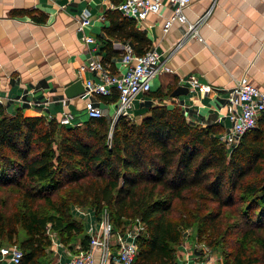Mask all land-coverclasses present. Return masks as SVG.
I'll return each mask as SVG.
<instances>
[{
    "label": "trees",
    "instance_id": "16d2710c",
    "mask_svg": "<svg viewBox=\"0 0 264 264\" xmlns=\"http://www.w3.org/2000/svg\"><path fill=\"white\" fill-rule=\"evenodd\" d=\"M106 17L109 34L132 42L137 55L152 48L136 20L118 9ZM112 93L103 98L116 102ZM220 133L166 105L140 123L121 117L112 127L107 116L73 126L9 116L0 103V247L17 245L19 264H50V234L87 248L79 206L98 218L108 211L117 230L141 220L134 264H179L184 229L192 227L198 241L221 250L220 264H264V113L231 152Z\"/></svg>",
    "mask_w": 264,
    "mask_h": 264
},
{
    "label": "crops",
    "instance_id": "0c3cea01",
    "mask_svg": "<svg viewBox=\"0 0 264 264\" xmlns=\"http://www.w3.org/2000/svg\"><path fill=\"white\" fill-rule=\"evenodd\" d=\"M114 7L110 0H0V103L9 116L20 111L27 117L61 121L71 115L72 126L89 119L83 94L68 98L65 91L80 79L84 85L92 78L90 71H81L91 56L101 59L112 73L121 72L124 46L134 48V44L109 34L106 12ZM172 9L166 5L161 16L152 14L137 23L152 40V48L167 58L171 71L155 77L152 91L135 98L134 119L140 122L150 108L166 105L179 109L192 125H218L223 133L231 126L227 98L235 82L247 76L264 90V0H192L185 9L190 22L195 23L207 12L209 15L198 26L199 37L187 39L178 48L185 27L176 22L168 33L163 31L164 20ZM33 17H45V21ZM86 17L91 21L81 31L80 22ZM84 36L95 38V45L84 43ZM190 75L213 89L203 93L183 85L181 79ZM180 86L189 91L172 96ZM93 99L112 121L118 100L108 102L103 96ZM73 211L89 236L98 217L91 209L83 212L74 207ZM51 238L50 264H64L82 245L78 242L71 248L56 234ZM197 243L191 236L184 240L179 264L189 260L220 264L216 254L207 253ZM0 264L8 263L0 260Z\"/></svg>",
    "mask_w": 264,
    "mask_h": 264
},
{
    "label": "built area",
    "instance_id": "2783aa9c",
    "mask_svg": "<svg viewBox=\"0 0 264 264\" xmlns=\"http://www.w3.org/2000/svg\"><path fill=\"white\" fill-rule=\"evenodd\" d=\"M191 2L192 0H123L114 8L140 23L149 15L161 16L164 7L170 5L173 8L172 13L164 20L163 31L168 33L176 22L185 27V36L178 43L176 47L178 48L187 39L199 37L198 26L203 18L209 15L207 12L208 14L195 23L190 22L185 9ZM90 21L89 17L81 21L79 30L83 31ZM83 40L88 45L96 43V39L91 36H84ZM124 51L122 70L119 74L112 73L101 59L94 56H91L89 62L81 68V71L88 70L93 75L85 81V93L82 95L86 98L85 111L89 118L105 117L104 110L93 97L109 96L114 88L118 91L112 127L121 117L130 121L135 120L132 113L135 98L151 92L152 80L171 71L167 58H163L154 48H150L143 55H137L132 46L125 44ZM181 83L203 93H209L213 89L211 85L201 83L195 75L181 79ZM227 107V117L231 121V126L220 133L219 137L231 152L238 146L245 133L257 127L258 120L264 113V90L253 85L249 78L244 76L229 90ZM72 120L71 115H65L61 122L71 125ZM144 228L141 220L136 219L126 230H117L111 224L108 212L104 211L97 219L96 227L90 229L89 246L83 248L82 245H78L64 264H134L137 254L136 239ZM22 257L23 251L17 245L0 247V260L8 264H19ZM187 264L200 263L189 260Z\"/></svg>",
    "mask_w": 264,
    "mask_h": 264
},
{
    "label": "rangeland",
    "instance_id": "374dc122",
    "mask_svg": "<svg viewBox=\"0 0 264 264\" xmlns=\"http://www.w3.org/2000/svg\"><path fill=\"white\" fill-rule=\"evenodd\" d=\"M131 122H134V123H140V122H137V120H132ZM77 207L78 209H81V211L83 212H86L88 210V208H84V207H79V206H75ZM90 210V209H89ZM108 212V211H107ZM111 224L113 225V223L111 222ZM115 228V227H114ZM50 235H54V234H50ZM23 236V235H22ZM194 237L196 238V240L198 241L197 239V229L195 227H192V228H187V229H184V240L188 239L189 237ZM184 242V241H183ZM200 247L204 248L205 251L208 250V252L210 253H213V254H216L218 256V259L222 260V252L221 250L219 249H214V248H210L208 246V244L205 242V241H198L197 243ZM207 252V253H208Z\"/></svg>",
    "mask_w": 264,
    "mask_h": 264
},
{
    "label": "water",
    "instance_id": "95a60500",
    "mask_svg": "<svg viewBox=\"0 0 264 264\" xmlns=\"http://www.w3.org/2000/svg\"><path fill=\"white\" fill-rule=\"evenodd\" d=\"M189 89L184 86H180L178 89H176L172 96L179 95L181 93H187ZM66 95L68 98H75L85 93V87L83 85V80L80 79L76 82H74L71 86H69L66 91Z\"/></svg>",
    "mask_w": 264,
    "mask_h": 264
}]
</instances>
